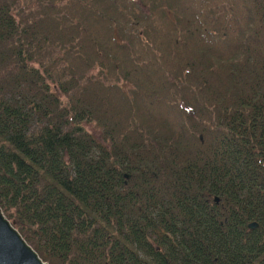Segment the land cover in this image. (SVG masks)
<instances>
[{
	"label": "trees",
	"instance_id": "16d2710c",
	"mask_svg": "<svg viewBox=\"0 0 264 264\" xmlns=\"http://www.w3.org/2000/svg\"><path fill=\"white\" fill-rule=\"evenodd\" d=\"M0 208L47 264H264V0H0Z\"/></svg>",
	"mask_w": 264,
	"mask_h": 264
},
{
	"label": "water",
	"instance_id": "95a60500",
	"mask_svg": "<svg viewBox=\"0 0 264 264\" xmlns=\"http://www.w3.org/2000/svg\"><path fill=\"white\" fill-rule=\"evenodd\" d=\"M216 201V199H214ZM255 226L249 223L248 228ZM0 264H47L27 244L0 208Z\"/></svg>",
	"mask_w": 264,
	"mask_h": 264
},
{
	"label": "rangeland",
	"instance_id": "374dc122",
	"mask_svg": "<svg viewBox=\"0 0 264 264\" xmlns=\"http://www.w3.org/2000/svg\"><path fill=\"white\" fill-rule=\"evenodd\" d=\"M84 128L87 130V131H89L91 134H93L94 136H98V131L96 130V128L95 127H93L92 125H89V124H86V125H84Z\"/></svg>",
	"mask_w": 264,
	"mask_h": 264
},
{
	"label": "bare ground",
	"instance_id": "6f19581e",
	"mask_svg": "<svg viewBox=\"0 0 264 264\" xmlns=\"http://www.w3.org/2000/svg\"><path fill=\"white\" fill-rule=\"evenodd\" d=\"M10 221V220H9Z\"/></svg>",
	"mask_w": 264,
	"mask_h": 264
}]
</instances>
